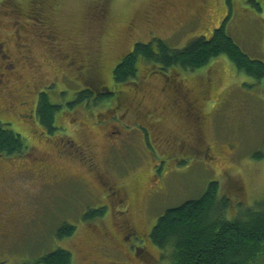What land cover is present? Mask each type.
<instances>
[{
  "label": "rangeland",
  "instance_id": "374dc122",
  "mask_svg": "<svg viewBox=\"0 0 264 264\" xmlns=\"http://www.w3.org/2000/svg\"><path fill=\"white\" fill-rule=\"evenodd\" d=\"M44 1L41 10L50 16V27L60 37L64 53H80L82 62L97 56L99 50L104 52V69L95 72L103 85L116 86L114 70L136 44L160 39L171 49L182 50L196 39H211L223 25L251 59L264 63V0ZM34 4L38 0H0V37L10 48L14 46L13 11L19 7L25 13ZM35 27H28L32 34L27 42L35 49L39 71L24 65L14 78L0 62V125L21 135L28 146L21 156L0 157L1 231L5 225V234L0 231V264H38L60 249L72 254L73 264H170L171 249L163 252L152 241L149 254L139 251L137 257L115 248L112 241L121 239L119 221L124 217L119 218L121 207L110 200L102 178L134 196L146 185L155 161L139 122L133 117L119 122L106 117L111 98L77 104L76 97L87 90L86 84L75 67L38 54L34 32L40 35L42 30ZM163 75L186 79L192 97H204L200 103L206 114L203 140L205 148H214L217 161L177 154L181 157L177 168L184 174L170 175L163 182L164 197L158 201H147L140 193L129 220L148 233L166 208L199 199L214 182L220 185L219 200L227 201V219L264 209V80L239 72L226 56L195 71H165L141 59L137 78L118 87L132 89L136 82L146 98L144 109L157 112L166 104V96L159 93ZM7 78L12 83H6ZM40 91L60 108L55 122L58 131L53 133L30 115ZM139 99L143 100L141 95ZM173 115L169 111L148 122L160 125L172 138L180 134L182 125ZM155 149L160 162L165 151L156 145ZM41 158L45 165L39 163ZM96 168L101 176L95 178ZM65 225L76 228L75 232L59 239L57 233ZM132 246L133 250L141 247L138 242Z\"/></svg>",
  "mask_w": 264,
  "mask_h": 264
},
{
  "label": "trees",
  "instance_id": "16d2710c",
  "mask_svg": "<svg viewBox=\"0 0 264 264\" xmlns=\"http://www.w3.org/2000/svg\"><path fill=\"white\" fill-rule=\"evenodd\" d=\"M251 3L261 11L260 5L254 1ZM220 56H226L239 72L258 81L264 80V63L251 59L227 34L223 25L214 31L211 39H196L182 50H173L160 39H154L149 44H136L115 68L114 83L121 85L134 81L141 59L165 71L172 68L195 71ZM90 95L88 91L82 92L76 97L77 104L89 100ZM110 97L106 94L98 101ZM59 109L52 105L47 93L40 95L37 119L50 133L58 131L55 114ZM27 149L26 140L21 135L0 125V157L21 156ZM219 191V183H211L199 199L167 210L158 219L151 240L163 252L171 249L170 264L264 263V209L247 211L229 220L225 216L227 201L219 200ZM75 229L65 225L58 231L57 237H71ZM38 264H73V257L70 252L60 249L44 256Z\"/></svg>",
  "mask_w": 264,
  "mask_h": 264
},
{
  "label": "flooded vegetation",
  "instance_id": "af4514ba",
  "mask_svg": "<svg viewBox=\"0 0 264 264\" xmlns=\"http://www.w3.org/2000/svg\"><path fill=\"white\" fill-rule=\"evenodd\" d=\"M38 3L39 4H34L33 7L25 13L19 7L13 11L16 15L13 20V25L15 26L13 32V49L9 47L6 39H1L0 37V62L2 68L3 70H6L9 76L13 75L14 78L20 76L21 68L24 65L39 71L41 66L39 67L36 64L35 49H33L34 47L27 42V38H31L29 34H32V29L28 27L34 25L36 27L33 29H37L39 32L42 30L40 35L34 32V39L38 42L37 44L40 45L41 50L38 54L44 58L60 63L63 62L66 66L76 68L75 72L77 76L86 84L87 90L85 91H88L91 94L89 100L85 101V103H97L101 96L109 94L111 95L109 101L110 110L108 109L110 113L108 112L109 115L106 117L111 118L116 122H119L122 117H133L139 122L137 123V126L142 129L145 139L149 141L153 150V152L150 153L153 154V157L155 158V161L152 160L150 164L151 171L149 178L146 179V185L139 188V192H136L134 196H132V192H129L125 187L117 186V184L112 183L113 181L111 182L106 177V180L105 178H102V182L110 192V200L116 203L117 206L121 207V211L117 212L119 218L124 217L119 221V234L121 233V239L118 237L112 238L115 248L122 249L124 252H131L135 254V257L138 256L139 251L147 252V254H149L147 248L148 244L152 243L151 234L154 228H151L150 231L146 233L145 229H142L141 226L139 227L133 220H129L132 214L131 208L133 206V201L136 202V200L139 199L140 193L144 194L147 201H158L162 199L164 197L163 182L170 175L176 177L180 174H184L182 173V170H180V173L177 168L181 157L201 155L208 160H216V157H213L214 148L211 146L205 148V142L203 140L202 131L206 120V114L200 103L204 100V97H201L200 100L192 97L193 90L187 85L186 79L180 77L172 78L169 75H163L164 84L160 88L159 93L162 97L166 96L165 106L157 112L144 109L143 104L146 98L143 97L142 89H140V86L136 82L133 83L134 87L132 89H128L119 88L116 84V86L103 85L102 81H100V75L95 72H101L104 69L103 51L99 50L96 53L98 54L97 56H91L88 59L82 60V62L78 59L80 53L78 54L75 52L73 56L64 53L59 48L60 37H58L57 32L50 27V16L44 14L41 10L40 6H42L45 1L38 0ZM93 21L94 18L91 23H93ZM0 32L2 35L3 31ZM87 60H90V62ZM151 74L154 75L153 73ZM2 76L6 77L7 74L5 73ZM176 76L179 75L177 74ZM6 81V83H12L8 78ZM49 87L50 86L45 87L44 90ZM7 89H10L9 85ZM41 94V91L37 94V107L35 110H32L33 114H30L35 119H37V109ZM140 95L143 100L139 99ZM208 95L209 94H207V96ZM169 111H172V115L174 114L173 116L177 117V119L182 122V125L179 126L180 134H176L172 138H168L164 132L160 130V125L156 126V124L148 122V118L151 117L152 120L155 118L160 119L161 116L167 114ZM57 113L55 114V118ZM153 137H155L154 141H152ZM155 145L158 147V150L161 147L163 151H165L163 156H161L162 160L160 162L158 161V151L155 149ZM170 150H173L175 155L167 154V151ZM177 154L182 155L178 158ZM92 161H94L93 158ZM39 163L45 165V158H41ZM93 166L95 167V165ZM96 175L97 177L100 175L99 171L96 172L95 178ZM173 208L166 209L171 210ZM1 218L2 217H0V219ZM1 229V235H4L5 225H2ZM134 242H138L142 249L139 247L138 249L133 250L132 243Z\"/></svg>",
  "mask_w": 264,
  "mask_h": 264
}]
</instances>
